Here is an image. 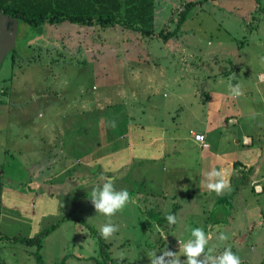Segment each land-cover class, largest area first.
Masks as SVG:
<instances>
[{
  "label": "rangeland",
  "instance_id": "374dc122",
  "mask_svg": "<svg viewBox=\"0 0 264 264\" xmlns=\"http://www.w3.org/2000/svg\"><path fill=\"white\" fill-rule=\"evenodd\" d=\"M189 1L192 0H155L156 30L163 26L173 30L179 11ZM261 1L264 5V0ZM68 22L40 29L22 22L18 27L17 50H11L2 59L1 213L6 197L17 191L34 190L43 181L68 177L72 168L67 167L72 162L83 164L88 159L92 160L98 142L115 130L117 122L127 115L125 113L139 117L142 110L139 105L144 101L150 102L154 96V99L167 97L164 100L168 105L170 103L169 109L178 105L173 102L176 95L193 104L191 107L183 102L180 107L186 113L173 114L176 123L184 120L182 131L193 120L191 109H197L199 118L205 120L208 112L225 115L236 109V115L238 112L245 115L246 111H252L253 105H263V83L253 90L254 94L250 92L238 98H233L228 88L229 83L234 85L237 79L243 85L253 84L258 72L264 70V12L258 10L256 0H209L198 5L191 10L180 32L167 42L128 29L120 32L119 28L108 27V32H101L103 28L99 25L68 30L65 28L69 26ZM102 35L112 47H118L119 52H124L127 39L129 44L134 43V50L143 44L140 53L151 51V56H147L150 62H133L132 65L131 61H123L119 70L125 73L127 80H121L119 85L113 84L112 80L100 82L99 76L95 78L90 72L93 66L88 68L86 63L98 58V42L102 41ZM210 94L213 96L208 100ZM245 96L248 100L244 102L241 97ZM252 98L256 101L252 102ZM210 118L216 122L211 115ZM166 123L172 124L174 120L166 119ZM176 123L171 127L175 129ZM111 142L105 144L106 149L112 148ZM183 160L186 163L188 158L183 155ZM188 164L195 166L196 162L190 160ZM114 178L117 177L112 181ZM243 189V186L236 185L232 188L233 193L227 202L234 210L230 211L232 206H224L228 212L234 213L235 223L230 229L225 223L231 222V218L213 224L214 229H202L211 235L208 246H215V254L230 248L240 257L241 264H264V194L258 196L263 201L262 211L258 212L253 205L247 208L250 209L247 217L243 215L241 218L243 208L249 203L246 200L248 195L256 196L251 190L244 192ZM121 190L125 188L121 187ZM235 190H239L238 194L244 192L239 199L236 197L237 201ZM128 192L133 198V192ZM152 196L148 200L136 198L134 203H129L111 218L112 223L118 226V231L106 240L111 257L120 259L119 254L123 253V260L128 264H150L148 253L151 251H156L159 256L167 249L180 255L179 243L187 242L190 229L196 224L192 219L184 223L185 218L179 216L176 224L167 225L171 229L169 232L163 230L157 219H147L143 211L155 207L154 203L160 201L159 205L164 207L160 213L170 212L177 200L163 202L158 195ZM81 201L79 196L69 199L60 210L38 221L32 234L17 231L26 236L34 235L49 221L66 212L65 215L74 213L90 225L91 228L75 219L62 222L44 239L39 251L42 264H61L62 260V264H104L98 239L92 232L99 231L108 218L96 213L90 197L82 204ZM183 201L186 202L185 199ZM209 205L208 211L211 210ZM210 213L214 219L216 212ZM196 215L194 212L190 216ZM148 220L154 221L153 227L148 226ZM0 225L6 233V230L13 229L5 219L0 221ZM158 229L163 231L166 239ZM221 233L228 237L226 241L218 239ZM39 253L34 245L0 240V264H39ZM180 258L184 260L182 255Z\"/></svg>",
  "mask_w": 264,
  "mask_h": 264
},
{
  "label": "crops",
  "instance_id": "0c3cea01",
  "mask_svg": "<svg viewBox=\"0 0 264 264\" xmlns=\"http://www.w3.org/2000/svg\"><path fill=\"white\" fill-rule=\"evenodd\" d=\"M68 25L65 27L68 30L84 29L77 24L70 23V21ZM111 28H119L120 32H123V28L120 26ZM103 30L105 32L109 31L107 28H103L101 32H104ZM107 42L105 35H102V41L98 42L100 46V50L97 51L98 58L94 62L86 61L88 68L89 65L93 66V71L90 72L95 78L99 76L100 82L112 80L113 84L119 85L121 80H127L125 73L119 70L123 61H131L132 65L133 62L138 64L150 62L147 56H151V51L145 52L146 54L140 53L142 52L140 50H143V44L139 45L137 50H134V43L129 44L127 39L124 52H119L118 47H112ZM145 48L148 49V47ZM130 79L132 78L130 77ZM256 79L253 84L248 85L246 83L244 85L243 83L240 84V80L237 79L235 84L239 83L242 86L245 95L250 92L254 94L253 90L261 83L264 84V70L258 72V78ZM257 91L262 94L259 90ZM212 96L211 94L208 95V100ZM154 97H152V100L150 98V102L144 101L143 105H139L142 108L139 117L134 118L129 112L125 113L128 116H124L121 120L127 117L126 133L120 134L116 130L108 133V136L98 142V149L96 148L92 160L88 159L83 164L72 162L67 167L68 169L72 168V171L69 172L70 176L58 177V180L53 179L55 181H43L34 190L17 191L6 197V202H3L0 221L5 219L7 225L10 224L13 227L12 230H6L7 233L15 235L17 231L24 230L32 234L36 231L38 221L47 219L49 214H54L60 210L64 204H68L69 199L79 196L82 198L81 204L86 202L90 197L91 189L102 185L104 182L101 177L111 181L113 177H117L113 180L116 185L114 188L116 190H121V187L128 189L127 191L133 192L134 200L140 197L148 200V198L153 197L152 194L158 195V199L163 202L177 200L176 204L179 205V209L175 216L185 218L184 223L186 220L192 219L196 224L195 227H205V229L209 227L211 230L214 229L213 224H220L218 222H223L224 219L229 221L230 218L231 222L225 223V225L229 229L233 226L235 223L234 213L230 212L233 206L230 205L232 207L229 212L226 207H230L227 200L230 194L233 193L232 188L235 185L238 187L243 186L244 192L249 189L256 195H248L246 198L249 203L247 207L243 208L241 218H243V215L247 217L250 210H247V208L253 205L259 210L258 212L262 211L263 201L258 196L264 194V191L256 193L253 189V183L260 182L264 187V95L262 94L261 99L263 105L261 107L253 105L255 110L252 106V111L249 113L245 110V115H242L241 112L236 115V109L225 115L223 113L219 115L217 113L209 114L208 112L206 113V119L201 120L198 110L191 109L189 112L193 120L189 122L183 131L181 127L184 120L176 123L173 114L175 112H177V115L186 113L180 107L181 103L187 102L188 106L191 107L193 104L176 95L173 102L174 104L177 102L178 105L173 109H169L170 103L168 105L167 101L164 100L167 97L159 99H154ZM229 99H227V102H229ZM241 99L245 102V100H248V96L241 97ZM255 101L256 99L252 98V102ZM235 103L236 101L234 105H236ZM203 109H205V112L207 111L205 103ZM210 115L215 119V123L212 122ZM183 116L187 119L185 114ZM224 116L226 119H224ZM166 119L169 121L174 120V123L168 125ZM175 123L177 125L174 129L171 125L174 126ZM218 127L220 128L219 131L217 130ZM213 128L216 129L213 130ZM195 133L205 135L204 145L195 139ZM245 138H249L251 142L245 143ZM109 142L113 146L111 149H106L105 144ZM183 155L188 158L186 163L183 160ZM190 160H195L196 165L188 164ZM213 166H216L218 170H228L231 191L217 195L201 185L202 172L211 170ZM91 174L95 175L90 177ZM79 178L83 181H79ZM94 180L95 182H93ZM238 191H234L236 201L241 194H244V192L238 194ZM65 199H68V201H64ZM159 203L160 201L155 202V207H152V209L160 212L164 207ZM208 203L210 204L209 209L211 208L209 211L207 209ZM225 205L226 207H224ZM213 210L216 214L214 219H211L210 212ZM168 212L169 210L161 214ZM194 212L197 213L196 217L190 216ZM65 214L49 221L44 227L59 220ZM53 217L55 216L52 215ZM167 225L168 223H165L161 228L169 232L171 229ZM210 230L208 231L210 232Z\"/></svg>",
  "mask_w": 264,
  "mask_h": 264
},
{
  "label": "trees",
  "instance_id": "16d2710c",
  "mask_svg": "<svg viewBox=\"0 0 264 264\" xmlns=\"http://www.w3.org/2000/svg\"><path fill=\"white\" fill-rule=\"evenodd\" d=\"M207 1L209 0L187 2L185 8L179 11L176 27L171 30L167 26H163L158 31L154 25L155 0H0V13L17 18L18 27L19 24L24 22L35 29H40L47 25H60L65 21H70L83 28L97 25L103 28L120 26L123 29L139 32L142 36H156L167 42L180 32L191 10ZM256 2L258 10L264 12L262 1L256 0ZM12 50L16 51L17 47ZM1 102L3 101L0 99ZM126 118L117 122L115 130L120 134L126 133V126L128 125ZM1 203L0 201V215ZM178 209L179 205L174 203L172 210L166 214H161L152 208L143 212L147 219H157L161 227L167 222L166 216L169 214L175 215ZM69 219H75L90 227L83 219L76 217L74 213H70L31 236L22 233L9 235L3 231L0 225V240L7 243L34 245L39 253L43 247L44 239L55 231L62 222ZM147 224L153 227L154 221L148 220ZM92 234L98 239L104 264H128L124 260L110 256L109 245L105 239L101 238L99 231L94 230ZM37 257L39 264H42L41 254L39 253ZM60 263H64V260Z\"/></svg>",
  "mask_w": 264,
  "mask_h": 264
},
{
  "label": "clouds",
  "instance_id": "9594fccd",
  "mask_svg": "<svg viewBox=\"0 0 264 264\" xmlns=\"http://www.w3.org/2000/svg\"><path fill=\"white\" fill-rule=\"evenodd\" d=\"M228 88L233 98H238L244 94L242 86L239 83L235 85L229 83ZM202 177L200 181L201 185L207 190L215 192L217 195L231 191L227 169L218 170L216 166H213L211 170L203 171ZM101 180H104V182L102 185L93 188L90 200L96 213L108 218V222L103 224L99 229L101 238L108 240L118 231V226L112 223L111 218L116 213L121 212L129 203H134L135 201L126 189L117 191L114 188L113 181L110 179L101 177ZM166 220L169 225L177 223L176 216L172 214L167 215ZM158 231L166 239L163 231L160 229ZM210 239L211 235L206 234L202 228H191L190 238L187 242L179 243L180 255L167 249L159 256H157L156 251H151L148 253L150 264H241L240 257L234 254L230 248H225L219 255L215 254V246H208ZM218 239L226 241L228 237L221 233ZM181 255L184 257L183 261L180 258ZM119 258L121 260L124 259L123 253L119 254Z\"/></svg>",
  "mask_w": 264,
  "mask_h": 264
},
{
  "label": "water",
  "instance_id": "95a60500",
  "mask_svg": "<svg viewBox=\"0 0 264 264\" xmlns=\"http://www.w3.org/2000/svg\"><path fill=\"white\" fill-rule=\"evenodd\" d=\"M18 19L0 13V66L3 57L17 45Z\"/></svg>",
  "mask_w": 264,
  "mask_h": 264
},
{
  "label": "built area",
  "instance_id": "2783aa9c",
  "mask_svg": "<svg viewBox=\"0 0 264 264\" xmlns=\"http://www.w3.org/2000/svg\"><path fill=\"white\" fill-rule=\"evenodd\" d=\"M194 136H195V139H196L197 141H200V142L202 143V145L205 144V139H206V137H205L204 134H202V133H195ZM244 142H245V143H248V142H251V141H250L249 138H245V139H244ZM253 187H254V191H255L256 193H262V192L264 191V187H263V185H262L260 182H254V183H253ZM258 189H259V190H258Z\"/></svg>",
  "mask_w": 264,
  "mask_h": 264
}]
</instances>
